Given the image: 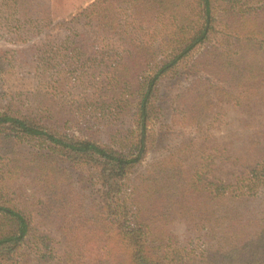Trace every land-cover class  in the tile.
<instances>
[{
	"label": "trees",
	"instance_id": "16d2710c",
	"mask_svg": "<svg viewBox=\"0 0 264 264\" xmlns=\"http://www.w3.org/2000/svg\"><path fill=\"white\" fill-rule=\"evenodd\" d=\"M0 7L29 16V0ZM122 11L128 48L109 69L118 86L137 84L124 134L106 143L68 134L42 90L25 113L0 110V264H264V0H95L69 22L89 17L97 32L123 35ZM144 28L158 40L136 38ZM182 63L189 82L172 98V115L198 137L150 164L122 197L145 156L155 87ZM220 103L248 117L253 130L239 144L203 130ZM79 167L95 172V207L72 197L71 169ZM34 196L37 215L57 225L59 244L33 224ZM176 222L197 249L174 242Z\"/></svg>",
	"mask_w": 264,
	"mask_h": 264
},
{
	"label": "rangeland",
	"instance_id": "374dc122",
	"mask_svg": "<svg viewBox=\"0 0 264 264\" xmlns=\"http://www.w3.org/2000/svg\"><path fill=\"white\" fill-rule=\"evenodd\" d=\"M93 1L29 0V16L25 19L10 17L11 12L0 7V57L5 63L0 72V110L11 106L25 113L32 101L31 94L42 90L50 101L51 116L68 124V134H86L106 143L107 139L118 138L128 130L132 120L131 90L137 84L118 86L110 80L113 66L124 56V48H128V13L118 12L123 35L111 31L107 37L104 32H97L91 23L93 18L89 17L69 22ZM45 7L50 9L49 17L44 13ZM59 23L65 24L54 26ZM135 37L145 42L157 41L159 33L144 28L137 30ZM202 50H194L192 56H199ZM182 64L177 72L165 76L155 87L145 156L123 182L122 197H129L135 179L150 164L181 143L198 137L194 127L180 125L179 118L172 115V98L189 82L184 71L189 63ZM246 118L241 109L220 103L214 113L203 120L202 127L208 134L225 136L239 144L240 139L253 130L245 127ZM71 171L74 201L95 207L98 204L95 172L88 167ZM27 204L35 218L33 224L51 232L55 244H59L57 225L37 215L35 196L30 197ZM169 229L177 245L198 248L197 239L186 232L182 222L172 224Z\"/></svg>",
	"mask_w": 264,
	"mask_h": 264
}]
</instances>
